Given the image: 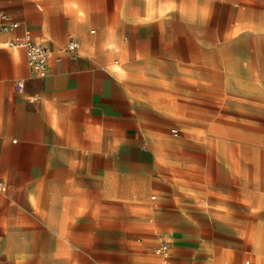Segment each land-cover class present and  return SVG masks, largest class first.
<instances>
[{"label": "crops", "instance_id": "0c3cea01", "mask_svg": "<svg viewBox=\"0 0 264 264\" xmlns=\"http://www.w3.org/2000/svg\"><path fill=\"white\" fill-rule=\"evenodd\" d=\"M0 6L19 24L0 32V264H161L162 240L167 264H264L229 243L264 240L242 228L262 154L225 135L261 105L264 0ZM15 35L52 52L44 77Z\"/></svg>", "mask_w": 264, "mask_h": 264}, {"label": "rangeland", "instance_id": "374dc122", "mask_svg": "<svg viewBox=\"0 0 264 264\" xmlns=\"http://www.w3.org/2000/svg\"><path fill=\"white\" fill-rule=\"evenodd\" d=\"M247 109H250V111H246L244 114H240L239 116L241 119H244L245 121H239L236 124L240 125L239 127H230L225 129V135L234 142H239L241 144V147L243 151L246 152H260L262 154L261 158V189H262V209L264 208V91L263 96L261 98V105L259 107L254 106L247 107ZM259 109V111L257 110ZM235 124V123H233ZM248 215V214H247ZM257 216L261 219L260 225L254 226L250 223L251 216L247 217V223L242 226L244 228L245 232L251 233L250 238H253L254 232H262L264 235V209L257 214ZM256 216V217H257ZM199 230L201 231L202 237L206 240H204V244L206 246H211V243L217 244L219 247L225 248V238L218 239V240H210L208 241L207 237H210V235L213 233L210 226L206 224L199 225ZM217 231V228L215 229ZM225 237V226H222V233ZM230 246L232 248H243L246 247L247 249L253 246L254 244H260V246H257L261 248L264 246V240H245L244 242L242 240H238L235 238L233 241H230ZM245 243V245H244ZM244 245V246H243ZM220 264H225V255L222 258H219Z\"/></svg>", "mask_w": 264, "mask_h": 264}, {"label": "built area", "instance_id": "2783aa9c", "mask_svg": "<svg viewBox=\"0 0 264 264\" xmlns=\"http://www.w3.org/2000/svg\"><path fill=\"white\" fill-rule=\"evenodd\" d=\"M18 27L19 24L16 21L11 20L0 6V32H14ZM6 44L13 48L24 49L28 65L39 77L42 78L47 74L49 62L52 59V52L48 48L34 43L29 35H15L11 40L7 41ZM76 48L77 42L74 39H70L67 45L63 48V51L73 57ZM16 85L21 86V82L18 81ZM173 133H175L174 130ZM2 187L3 183L0 181V188ZM154 251L161 256V264L168 263L170 250L167 241H160Z\"/></svg>", "mask_w": 264, "mask_h": 264}]
</instances>
